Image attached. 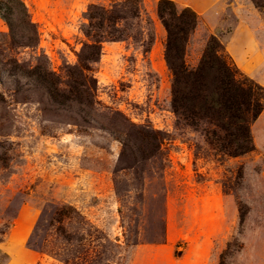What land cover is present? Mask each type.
Wrapping results in <instances>:
<instances>
[{
  "label": "rangeland",
  "instance_id": "rangeland-1",
  "mask_svg": "<svg viewBox=\"0 0 264 264\" xmlns=\"http://www.w3.org/2000/svg\"><path fill=\"white\" fill-rule=\"evenodd\" d=\"M21 1L39 35L23 46L0 18V264H220L225 251L226 264H264V6L170 0L197 15L189 67L214 36L239 78L261 88L253 149L230 157L172 111L160 0ZM92 7L111 19L96 16L103 28L91 34L120 38L82 60L95 80L87 108L70 98L72 76L85 82ZM37 64L60 79L61 102L27 77Z\"/></svg>",
  "mask_w": 264,
  "mask_h": 264
},
{
  "label": "trees",
  "instance_id": "trees-1",
  "mask_svg": "<svg viewBox=\"0 0 264 264\" xmlns=\"http://www.w3.org/2000/svg\"><path fill=\"white\" fill-rule=\"evenodd\" d=\"M254 2L258 7L264 6V0H254ZM94 9L95 7H92L88 11L90 32L85 31L87 36H92L93 41L83 46L79 55L80 62L77 65L85 82H79L72 76V98H70L73 103L87 108H91L96 102L92 101L95 80L84 75L82 60L99 59L100 39L120 38L114 30L91 34L94 28H103L95 23L96 16L100 17V21L111 19L109 11L102 10L101 13H96ZM157 15L167 34L164 59L172 73V111L194 130L203 132L212 148L221 154L237 157L251 151L253 142L250 124L263 109L259 85L247 78H239V69L222 54L221 45L214 36L208 39L196 66L189 67L185 63L186 43L197 23V15L191 8L178 10L172 1L160 0L157 5ZM0 18L8 25L11 37L18 35L23 46L36 47L39 34L21 0H0ZM14 64L21 71L19 63L15 61ZM27 73V77L33 78L53 102H61L59 97L62 83L52 71L42 69L37 64ZM117 139L124 147L127 146L123 138L117 137ZM153 140L155 146H158V141L161 142L158 134L153 136ZM65 208L56 212L59 220L60 217H70L72 207L68 206L67 210ZM40 251L54 252L51 249ZM228 254V251L222 254L220 264H226L224 259ZM60 258L64 264H76L72 262L73 259L70 260L71 257ZM84 263L89 262L84 259Z\"/></svg>",
  "mask_w": 264,
  "mask_h": 264
},
{
  "label": "bare ground",
  "instance_id": "bare-ground-1",
  "mask_svg": "<svg viewBox=\"0 0 264 264\" xmlns=\"http://www.w3.org/2000/svg\"><path fill=\"white\" fill-rule=\"evenodd\" d=\"M215 201V200H214Z\"/></svg>",
  "mask_w": 264,
  "mask_h": 264
}]
</instances>
